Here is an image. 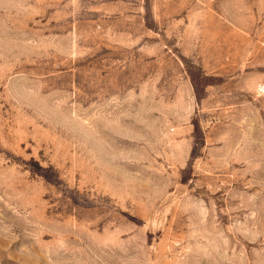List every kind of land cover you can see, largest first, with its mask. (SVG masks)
I'll list each match as a JSON object with an SVG mask.
<instances>
[{
  "label": "rangeland",
  "instance_id": "374dc122",
  "mask_svg": "<svg viewBox=\"0 0 264 264\" xmlns=\"http://www.w3.org/2000/svg\"><path fill=\"white\" fill-rule=\"evenodd\" d=\"M264 0H0V264H264Z\"/></svg>",
  "mask_w": 264,
  "mask_h": 264
},
{
  "label": "built area",
  "instance_id": "2783aa9c",
  "mask_svg": "<svg viewBox=\"0 0 264 264\" xmlns=\"http://www.w3.org/2000/svg\"><path fill=\"white\" fill-rule=\"evenodd\" d=\"M261 89H263V90H264V86H263V88H261Z\"/></svg>",
  "mask_w": 264,
  "mask_h": 264
}]
</instances>
